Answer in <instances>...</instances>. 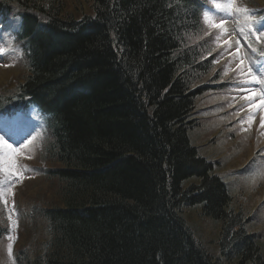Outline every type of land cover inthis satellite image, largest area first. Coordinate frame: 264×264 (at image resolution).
Listing matches in <instances>:
<instances>
[{"label": "trees", "instance_id": "1", "mask_svg": "<svg viewBox=\"0 0 264 264\" xmlns=\"http://www.w3.org/2000/svg\"><path fill=\"white\" fill-rule=\"evenodd\" d=\"M203 1L0 0L21 17L25 52L0 111L37 105L49 137L35 157L45 188L16 201V264H264L259 235L189 140L220 74ZM192 206L219 222V255L182 216Z\"/></svg>", "mask_w": 264, "mask_h": 264}, {"label": "rangeland", "instance_id": "2", "mask_svg": "<svg viewBox=\"0 0 264 264\" xmlns=\"http://www.w3.org/2000/svg\"><path fill=\"white\" fill-rule=\"evenodd\" d=\"M69 1L67 10L72 11L77 2ZM248 2L253 4L257 2L264 6V1L261 2L260 0H217L222 8H226L231 3L232 14L229 16L227 11L217 10L218 18L214 19L216 23L223 21L224 24V30H221L219 41H225L226 48L223 51L220 50L218 62L221 64V59H223V66L231 69L232 76L237 81L236 84L232 85L237 90L231 89L236 91L229 95V99L235 101L240 98L242 101L238 102L235 107L229 103L228 109L224 110L222 105L226 100L225 95L217 100L213 97L207 98L205 101L201 100L196 106L195 116L201 119L202 123L195 129L189 130L188 135L190 143L197 146L199 155L212 163V172L220 176L229 187L234 208L242 210L248 218V230L256 232L264 244V127L261 126V122L264 120V84L258 77L259 83L248 82L251 80V76L248 74L249 67L251 66L254 71L258 63L255 62L254 52L249 46V41L251 44L254 43L255 46H259L261 52H264V37L257 43L255 35H246L249 31L254 32L261 23H264V16H257L259 15L258 10L251 7ZM245 8L248 10L247 12L237 11V9ZM4 25L8 29L4 31V34L0 31V35H2L0 46L9 43L10 38L9 36L6 37L5 34L7 35L11 29H17L19 19L11 18ZM260 30L262 31L264 28ZM203 38L206 37L203 35ZM12 59L13 51L0 54V64ZM12 63L13 60L10 64ZM1 67H6V65L0 66V85H4L5 82L14 85L22 69L16 70V67L14 70L12 68L1 69ZM225 72L227 71L225 70ZM9 75H12L11 79H7ZM253 119H258V121L252 123ZM26 123L30 130L29 134L25 135V141L29 135L36 139L40 138L38 122L27 117ZM0 136L5 138L3 134ZM32 144L33 140L29 138L21 147L22 150L26 151H18L14 157L18 167L28 169L26 171L28 175L30 169L23 164V158L34 155V148L37 145L36 149L38 150L39 147L38 142L36 145ZM13 147L20 149L19 146ZM27 161L31 160L27 158ZM27 174H24V178L27 177ZM2 175L3 172H0V176ZM33 175L34 173L31 172L25 181L26 186H22L16 196L21 204L25 199L24 192L28 188L27 191L31 193L35 190L34 184L45 188L42 183L46 182L37 183V179L30 180ZM15 184L14 181V186ZM3 194L4 190L0 189V201L6 213L5 218L0 213V229L3 228V224L6 225L7 223L8 231L3 238H0V264H12L9 247L12 250L13 243L17 239V233L21 230L18 228V218L13 213L12 195L4 198ZM182 216L191 228L194 237L207 246L211 254H218L219 222L201 215L200 206L183 208ZM22 228V232H24L25 229ZM19 236L21 241L26 240L23 235L20 234ZM213 249L215 252L212 251Z\"/></svg>", "mask_w": 264, "mask_h": 264}, {"label": "snow or ice", "instance_id": "3", "mask_svg": "<svg viewBox=\"0 0 264 264\" xmlns=\"http://www.w3.org/2000/svg\"><path fill=\"white\" fill-rule=\"evenodd\" d=\"M217 10L220 11H227L228 15L230 16L232 14V4L229 3L226 8H222L221 5H216ZM237 11H243L247 12L248 10L245 9H237ZM205 21L210 25V27L215 29L224 30V24L223 21L220 23H216L214 19L210 18L207 14L205 15ZM259 23V22H257ZM246 35L251 36L255 35L257 43H259L264 37V32H262L259 28H256V30L249 31V33H246ZM249 46L251 47V42L249 41ZM8 51H15V49L9 48ZM255 52L256 49H253ZM5 52L4 48H0V54H3ZM261 71H264V63L261 64ZM251 76V80L248 81L249 83H259L260 81L257 79V76L253 74V69L250 66L249 67V73ZM261 126L264 127V120L261 122ZM27 146V145H26ZM25 146V147H26ZM18 149L14 148L11 143H9L6 139H4L2 136H0V172L7 173V181L11 183V180L13 177L18 175V173L15 171L16 164L14 161V157L18 154ZM28 169H23V171H27ZM9 252H11V248L9 247Z\"/></svg>", "mask_w": 264, "mask_h": 264}, {"label": "bare ground", "instance_id": "4", "mask_svg": "<svg viewBox=\"0 0 264 264\" xmlns=\"http://www.w3.org/2000/svg\"><path fill=\"white\" fill-rule=\"evenodd\" d=\"M223 63H224V62H222V65H223ZM231 83H234V81H231ZM191 128H192V127H191ZM191 128H190V130L195 129V127H193L192 129H191ZM28 176H29V175H28ZM37 178H38V174H37L36 176L32 177L30 180L33 181V180H35V179H37ZM22 186H23V187L26 186V183H24ZM22 186H21V187H22ZM21 189H22V188H21ZM185 208H187V207H185ZM3 212L5 213V209H4ZM182 212H183V210H182ZM182 212H181V214H182ZM4 215H6V213H5ZM198 241H199V240H198ZM200 243H201V242H200ZM201 244H202V243H201ZM203 245H204V244H203ZM204 246H205V245H204ZM205 248H206V250L208 251L207 246H205ZM212 251L215 252L214 249H213ZM208 252H209V251H208ZM209 253H210V252H209ZM210 254H211V253H210ZM212 255H213V254H212ZM218 255H219V251H218Z\"/></svg>", "mask_w": 264, "mask_h": 264}]
</instances>
